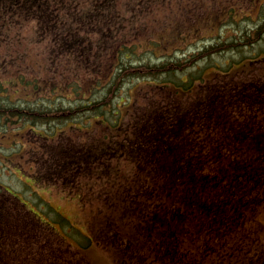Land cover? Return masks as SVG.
<instances>
[{"label":"trees","instance_id":"16d2710c","mask_svg":"<svg viewBox=\"0 0 264 264\" xmlns=\"http://www.w3.org/2000/svg\"><path fill=\"white\" fill-rule=\"evenodd\" d=\"M69 1L73 0H0V16L32 21L37 34L42 31L47 42L59 45L60 50L53 53L73 56L84 64H89L96 54L111 50L109 59L113 66L99 81L106 79L107 84L104 87L98 82L95 97L78 82L70 85L72 95L59 97L60 103L72 106L62 111L83 113L85 108L91 109L87 113L110 114V125L104 123L111 133L109 162L127 161L136 176L133 185L141 183L136 190H142L137 194L132 193L133 185H129L124 196H82L88 198L91 206L102 209L111 200V206L130 209L123 212L132 213L131 220L136 216L137 223H143L142 255L128 263L264 264V65L257 68L258 74L251 65L243 74L228 76L247 67L246 58L240 55L234 65H217L219 70L212 78H205V72L184 78L177 72L184 73V67L194 63L183 62L186 56H181L179 44L165 53L166 46L164 50H153L162 46L153 40L146 47L149 51L138 53V47L144 43L117 42V36L127 26L122 13L123 0ZM225 3L228 5L231 1ZM74 4L76 10L72 12ZM259 4L257 15L264 11V0ZM248 5L246 2L237 8L243 12ZM225 7L219 6L217 11L223 17L229 16L228 24L249 19L243 26L240 23L234 36L240 32L242 36L232 47L238 50L255 46L264 35V16H254L251 11L236 19V7L226 9L227 14L222 11ZM69 15L76 16L78 35L66 38L59 32L60 23L66 24ZM177 32L182 35L183 29L179 27ZM85 33L93 37L86 38ZM259 52L264 58V47ZM260 69L263 71L259 72ZM201 70L204 68L199 67ZM124 82H137L139 89L141 83L154 88L138 92L128 103L118 100L123 95ZM158 86L164 90L160 91L162 88ZM6 92L0 89V94ZM139 96L144 99L143 103H136ZM12 101L0 99L1 117L24 113L22 108L6 107L5 103ZM39 101L47 106H40L39 110L31 108L29 117L36 118L40 124L49 122L52 113L48 108L58 100L44 97ZM51 131L45 136L55 137L56 129ZM49 146L52 149L55 145L48 144L45 149ZM45 151L48 159L63 161L55 164V179L64 173L68 176L79 172L84 160L93 159L96 168L105 162V153L94 159L91 151L80 159L76 156L77 150L66 151L62 158L50 157L49 151ZM85 151L89 152V148ZM113 177L110 173L112 181ZM92 189L88 191L95 188ZM118 226L112 222L116 238L121 235ZM12 238L9 229L0 233V264H25L17 259H4L7 254H16L5 244ZM131 248L130 244L127 250L133 252Z\"/></svg>","mask_w":264,"mask_h":264},{"label":"rangeland","instance_id":"374dc122","mask_svg":"<svg viewBox=\"0 0 264 264\" xmlns=\"http://www.w3.org/2000/svg\"><path fill=\"white\" fill-rule=\"evenodd\" d=\"M225 1L123 0L122 13L127 26L117 36V42L138 40L144 43L138 47V53L149 51L146 47L151 46L148 42L153 40L162 44L153 50H164L166 46L168 48L165 53L174 50L179 44L181 56H186L182 58L183 62L194 63L187 64L184 73L181 70L177 72L184 78L189 74L204 72L205 78H212V74L219 70L217 65H234L240 55L246 58L247 63L244 65L247 67L228 76L243 74L244 70H250L251 65L258 74L257 68L264 65V58H261L262 53L259 52L264 47V35L255 46L238 50L233 48L232 44L242 36L241 32L239 36H234L240 23L243 26L249 19L243 18L240 23L231 25L228 24L229 16L223 17L217 10L219 6H226L222 11L227 14L226 9L234 5L236 19H240L244 12L251 11L254 16L263 17L264 11L262 16L257 15L260 0H230L228 5ZM246 2L249 5L243 8V12L237 8ZM75 5L72 6V12L76 10ZM75 20L76 16L72 15L65 20L66 24L61 21L59 32L64 33V37L78 35ZM179 27L183 29L182 35L177 32ZM85 37L92 38L93 35L85 33ZM46 38L42 31L36 33L32 21H21L15 16H0V89L7 91L0 94V99L11 98L12 103H5L6 107L24 109L22 114L15 112L0 116V233L5 228L10 230L13 238L6 240L5 244H8L7 249L16 252L7 254L4 259H17L25 264H129V260L139 259V255H142L140 246L143 223H137L136 216L131 220L132 213L123 212L130 209L111 206V200L102 209L91 206L88 198L84 199L82 196H124L128 191L126 188L136 180L134 169L124 160L109 162L111 133L110 128L104 125H110L108 112L87 113L86 110L91 109L85 108L83 113L62 111L72 109V106L67 102L60 103L59 97L72 95L70 85L77 82L85 88H82L84 91L89 90L95 97L98 92H95V86L104 78V72L113 66L109 59L111 50L106 49L103 55L96 54L89 64H84L73 56L64 57L53 53L60 50V47L57 43L47 42ZM250 59L254 61L249 63ZM199 67L204 70L199 71ZM262 71L260 69L259 72ZM106 82L104 79L98 85L103 83L105 87ZM135 83H123V95L118 97L119 101L129 103L138 92L145 93L154 88L141 83L139 85L142 87L139 89ZM157 88L164 90L163 86ZM44 97L57 98L58 101L48 108L52 113L50 121L40 124L36 118L29 116L31 108L47 106L39 101ZM143 100L139 96L136 103H143ZM33 102L39 103V106ZM26 109L29 111L26 112ZM65 119L69 120L65 123ZM52 129H56V136L46 137L45 134L52 132ZM81 138L83 144H80ZM48 144L55 145L52 149L51 146L46 147L50 157L62 158L66 151L77 150L76 156L81 159L83 155L93 151L94 159L103 157L105 153V162L102 165L99 163L96 168L93 166V159L88 162L84 160L79 172L68 176L64 173L63 177L55 179V164H63V161L47 158L45 146ZM87 148L89 152L85 151ZM96 148L101 152H96ZM110 173L114 175L113 181ZM140 185L141 183L133 185L132 193L141 191L142 189L136 190ZM93 187L94 191H88ZM9 190L16 197L10 196ZM29 209L39 218H35ZM111 221L119 225L118 232L121 235L117 238ZM130 244L133 252L127 250L130 249Z\"/></svg>","mask_w":264,"mask_h":264}]
</instances>
